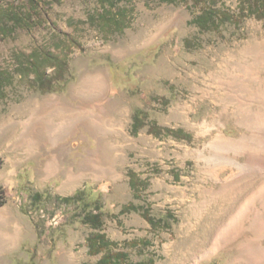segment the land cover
Here are the masks:
<instances>
[{
  "label": "rangeland",
  "instance_id": "1",
  "mask_svg": "<svg viewBox=\"0 0 264 264\" xmlns=\"http://www.w3.org/2000/svg\"><path fill=\"white\" fill-rule=\"evenodd\" d=\"M28 1L0 0V10ZM35 1L48 15L45 28L0 35V67L14 71L15 53L55 46L59 35L74 41L66 50L69 81L64 90L41 92L32 77L17 74L0 97L7 199L0 205V264H99L82 205L59 200L78 189L102 205V232L132 261L264 264V175L245 172L247 154L258 149L241 144L253 134L248 123L264 113V96L250 97L264 88L263 1L219 2L235 17L204 31L191 22L199 8L189 0H118L131 14L122 33L93 23L100 0ZM236 62L255 75L245 81L247 96L231 98ZM91 81L99 91L86 95L81 84ZM56 108L82 114L58 117L51 138L45 115ZM137 109L193 139L158 136L149 125L134 135ZM129 168L149 179L143 199L133 196ZM131 202L155 216L172 210L177 220L153 229L140 211L121 212ZM60 211L66 215L54 218ZM132 240L150 244H124Z\"/></svg>",
  "mask_w": 264,
  "mask_h": 264
},
{
  "label": "trees",
  "instance_id": "2",
  "mask_svg": "<svg viewBox=\"0 0 264 264\" xmlns=\"http://www.w3.org/2000/svg\"><path fill=\"white\" fill-rule=\"evenodd\" d=\"M162 3H178L181 0H159ZM195 7L199 8L191 20L204 31L218 30L227 22L232 21L235 17L225 8L217 6L219 2L224 0H189ZM264 3V0H261ZM102 8L92 16L93 23L100 27L101 30L122 33L127 27L131 18L130 10L118 7V0H100ZM260 10V9H258ZM260 12V11H259ZM48 15L39 2L29 0L26 6L18 10L11 7L10 9L0 10V35L14 34L19 31H32L34 29L45 28ZM59 43L52 45H42L35 47L29 53L19 51L15 53V66L13 71L11 68L0 67V97H5V89L15 82V76L21 74L23 77H32L36 88L41 92L64 90L68 84L69 78V61L67 48L69 44L74 42L70 38H64L57 35ZM66 39V40H65ZM49 69H52L49 72ZM148 113L144 109H137L133 114L132 133L138 134L139 131L149 125V131L158 136L162 134L173 135L179 139L191 141L193 135L182 128L163 127L156 121H147ZM129 183L133 191L134 198L143 199L144 191L149 187V179L142 178L140 174L132 168L128 170ZM39 196V197H38ZM34 197L41 198V194L36 193ZM85 190L78 189L74 194L68 196H60L59 200L65 204H81L82 205V221L93 229L88 237V246L90 254H101L99 264H152L154 258L143 259L141 261H132L127 252L118 249L120 243L111 240L102 232L104 226V211L102 205L97 201H87L85 199ZM96 200V199H95ZM7 202L4 188L0 186V205ZM140 211L142 215L149 221L153 229L162 227L171 228L173 222L177 220L172 210H168L162 216L153 215L149 208L144 205H137L133 202L126 204L121 212ZM126 246L138 247L139 245H148V240H132L125 241Z\"/></svg>",
  "mask_w": 264,
  "mask_h": 264
},
{
  "label": "bare ground",
  "instance_id": "3",
  "mask_svg": "<svg viewBox=\"0 0 264 264\" xmlns=\"http://www.w3.org/2000/svg\"><path fill=\"white\" fill-rule=\"evenodd\" d=\"M234 67H235V69H233V71L231 73V77H232L231 80H232V83L234 84V87H232L233 88L232 89L233 94H230V96H231V98H238L239 96H247L248 92L245 93V91H246L245 81L250 79L249 76L254 77L255 71H253V68L252 69H249L248 67L246 68V67H244V65H242L240 63L238 64L237 62L234 64ZM239 71L242 72L243 74H239L238 73ZM258 80L259 79L256 77L255 81L258 82ZM261 85H262V83H261ZM81 86H82V91L86 95L87 94L93 95L99 89V86H98L97 82H95V81L86 82L84 84H81ZM254 93H255V95H254ZM254 93H251L250 97L258 99V97L260 98V97L264 96V88L262 89V91L259 92V90H258V92H254ZM242 110H244V109H242ZM81 114H82V112H75L74 110H72V109L70 110L67 108H62V109L56 108V109L52 110L51 112H49L48 114H46L45 115V117H46L45 122H46L50 137L55 138V136H56L55 131L57 129V124H58L57 118L58 117L67 116V115H71V117H72V116H79ZM248 128H250L253 131V134L251 136H249V138H246L244 140V142H241V144L244 143L245 146L246 145L249 146L252 144V146H255V147H251V148L258 149V152L256 151L257 153L256 152L253 153L252 151L251 152L249 151V153L247 154V161H246L244 170H245V172H247V174L259 172V173L264 175V156L261 155V154H264V113L261 114L260 116L257 115V118L255 120H253L251 123H248ZM217 143L218 144L221 143L222 146L225 147V144H227V140L219 137V139L217 140ZM217 148H223V147L217 146ZM52 163H55V162H52ZM243 179L239 178V180H237V182H235V185H237L239 183H243V182H241V180H243Z\"/></svg>",
  "mask_w": 264,
  "mask_h": 264
},
{
  "label": "built area",
  "instance_id": "4",
  "mask_svg": "<svg viewBox=\"0 0 264 264\" xmlns=\"http://www.w3.org/2000/svg\"><path fill=\"white\" fill-rule=\"evenodd\" d=\"M65 215H66V214H65V211H60L59 214L55 215L54 218H58V219H60V218H63Z\"/></svg>",
  "mask_w": 264,
  "mask_h": 264
}]
</instances>
